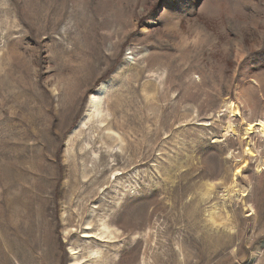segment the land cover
I'll return each instance as SVG.
<instances>
[{"label": "rangeland", "instance_id": "rangeland-1", "mask_svg": "<svg viewBox=\"0 0 264 264\" xmlns=\"http://www.w3.org/2000/svg\"><path fill=\"white\" fill-rule=\"evenodd\" d=\"M260 121L264 0H0V264H264Z\"/></svg>", "mask_w": 264, "mask_h": 264}, {"label": "bare ground", "instance_id": "bare-ground-1", "mask_svg": "<svg viewBox=\"0 0 264 264\" xmlns=\"http://www.w3.org/2000/svg\"><path fill=\"white\" fill-rule=\"evenodd\" d=\"M108 92V87L105 85V84H102L100 85L96 90L95 92L90 96V108L88 110V113L86 115V117L79 123V126L84 124L85 120L90 116L91 112L95 111V112H98L99 109H100V104H102V100L104 99V97H106V94ZM227 109L230 110L231 114L234 115V116H240V112H239V109L238 107L234 106L233 104H228L227 106ZM257 125H253V124H247L246 125V128H245V131L247 133H251L255 126H257L259 128V132L260 134L264 135V123L262 121H260L259 123H256ZM232 127H229L228 129L230 131H232L231 129ZM233 133V131H232ZM72 136V135H71ZM249 151V149H246V152ZM92 154H95V153H92ZM96 155V154H95ZM247 163L246 161H244L242 163V166H239L237 169H236V175L238 173H240V170L241 168H244L246 167ZM263 166V167H262ZM261 167V170H264V165H262ZM76 167L75 164H73L72 166H70V169L74 172V168ZM259 167V166H257ZM259 169V168H258ZM257 169V170H258ZM140 213V212H139ZM144 214V213H143ZM142 215V214H141ZM139 217V220H138V223H142V219L144 218V215ZM118 219V218H117ZM120 230L122 231L121 235H120V239L125 235L126 231H127V227L129 226V221L128 219L125 217V215H122V218H119L118 221H116ZM116 222L114 221V218H110L109 222L108 221H105V223L101 224V232H100V235H107V238H118L115 233H112V231H110V229L112 228V226L114 227V224L116 225ZM138 224V225H139ZM86 225H90V222L89 221H86ZM118 231V229H117ZM31 232L32 231H27V233L24 235V233H20L19 235V240H27V238L31 235ZM3 236V235H2ZM4 237V236H3ZM6 238V236H5ZM18 240V241H19ZM7 241V239H6ZM124 241V240H123ZM9 242V241H8ZM7 244V243H6ZM10 246V245H9ZM27 247V245H26ZM30 247V246H28ZM31 249V248H30ZM98 252L95 251V253L93 254L94 256H97ZM25 256V255H24ZM127 259V258H126ZM125 259V260H126ZM76 261H73L72 264H75Z\"/></svg>", "mask_w": 264, "mask_h": 264}]
</instances>
